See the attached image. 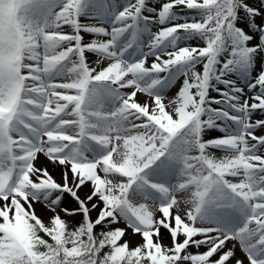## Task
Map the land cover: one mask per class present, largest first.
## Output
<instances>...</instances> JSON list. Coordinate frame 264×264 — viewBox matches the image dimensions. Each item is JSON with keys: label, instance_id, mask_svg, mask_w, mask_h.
<instances>
[{"label": "snow or ice", "instance_id": "obj_1", "mask_svg": "<svg viewBox=\"0 0 264 264\" xmlns=\"http://www.w3.org/2000/svg\"><path fill=\"white\" fill-rule=\"evenodd\" d=\"M0 264H264V0H0Z\"/></svg>", "mask_w": 264, "mask_h": 264}, {"label": "rangeland", "instance_id": "obj_2", "mask_svg": "<svg viewBox=\"0 0 264 264\" xmlns=\"http://www.w3.org/2000/svg\"><path fill=\"white\" fill-rule=\"evenodd\" d=\"M140 98H141V99H143V98H144V97H143V94H141ZM41 162H42V160H41ZM53 171H54V170H53Z\"/></svg>", "mask_w": 264, "mask_h": 264}, {"label": "bare ground", "instance_id": "obj_3", "mask_svg": "<svg viewBox=\"0 0 264 264\" xmlns=\"http://www.w3.org/2000/svg\"><path fill=\"white\" fill-rule=\"evenodd\" d=\"M43 159H44V157L43 156H41V160L43 161ZM39 210V209H38Z\"/></svg>", "mask_w": 264, "mask_h": 264}]
</instances>
